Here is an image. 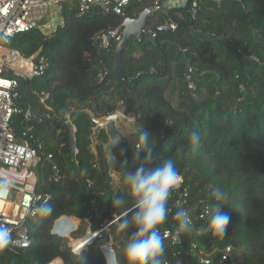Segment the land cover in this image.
Wrapping results in <instances>:
<instances>
[{"label": "trees", "instance_id": "16d2710c", "mask_svg": "<svg viewBox=\"0 0 264 264\" xmlns=\"http://www.w3.org/2000/svg\"><path fill=\"white\" fill-rule=\"evenodd\" d=\"M151 5L152 0L134 1L122 16L98 7L80 14L78 7L65 4L64 24L53 34L37 26L16 34L8 44L25 58L38 54L50 61L42 76L24 77L13 70L5 75L19 82L15 105L22 112L13 115L12 127L18 137L29 125L34 128V145H40L41 156L34 168L36 190L52 195L53 212L28 218L23 226L31 243L0 249V264H50L58 258L60 264H80L82 255L83 264H107L101 246L110 239L118 263L129 264L125 246L135 228L122 232L119 223L126 213L131 215L134 201L127 195V186L112 191L105 160L102 169L97 168L89 147L93 124L89 114L68 116L73 105L90 108L97 116L111 114L120 101L152 135L153 158L146 169L172 158L184 178L182 187L171 191L168 207L177 208L182 190L188 191L183 209L201 200L213 207L217 202L211 193L217 188L226 194L222 211L231 220L225 237L198 236L193 229L182 235L181 244L166 238V264H187L184 259L199 264L195 254H188L192 240L208 252L231 244L237 264H264V0H202L196 18L189 13L190 4L170 9L168 15L178 22L177 29L157 32L155 42L147 36L134 40L122 52L119 75L127 79L126 89L112 72L114 48H103L96 35L121 26L124 18L135 17ZM165 17L153 13L149 24L160 26ZM29 110L42 121L27 120ZM193 130L201 135L196 150L189 141ZM100 138L106 141L104 132ZM117 152L118 169L127 160L126 170L134 171L135 145L132 154L126 145ZM119 198L125 203H118ZM71 215L88 217L93 231L120 217L112 224L111 235L103 233L76 254L62 235L79 225L60 219ZM196 223L205 228L208 220ZM175 225L167 218L158 228L162 235ZM83 233V226L73 232ZM220 256L215 252L212 264H233L232 259L220 263Z\"/></svg>", "mask_w": 264, "mask_h": 264}, {"label": "built area", "instance_id": "2783aa9c", "mask_svg": "<svg viewBox=\"0 0 264 264\" xmlns=\"http://www.w3.org/2000/svg\"><path fill=\"white\" fill-rule=\"evenodd\" d=\"M134 1L144 0H0V185L7 183L9 185L6 196H0V226L7 227L12 237L11 245L14 247L28 246L30 242L28 230L24 227V222L28 218L36 219L39 215L33 210L39 204L50 201L52 195L49 193H41L36 190L37 175L34 168L41 160L39 154V147L34 145L35 140L32 136L33 126L29 125L18 137L12 127L13 115L22 112L21 109L15 105V99L18 97L17 90L19 82L17 78L5 75L7 70H15L12 61L20 57L30 62L28 70L23 73H18L24 77L42 76L46 73L50 66V61L46 56L38 55L32 59L23 57L18 51L9 48L8 44L11 39L20 32L29 31L43 22L48 20L47 25L54 23L52 19L57 18L58 25L64 24L63 10L66 2H71L79 9L80 14H85L92 11L95 7L101 8L105 11H111L115 14L124 16L126 9ZM202 0H152V14L161 12L165 14V21L160 26H169L171 30L178 27V22L168 15V11L172 8H184L190 4L189 13L192 18L198 16L201 10ZM222 2L224 0H212ZM53 15V16H52ZM45 20V21H44ZM41 27V26H40ZM44 30V29H43ZM50 35L51 33H47ZM156 36V33L154 34ZM122 38L121 26L102 30L96 35V39L100 45L106 49H113ZM141 40V39H138ZM10 54L8 56V54ZM192 69L189 68L188 72ZM121 113L126 119H137V116L131 112L127 113L124 108V102H119V108L116 110ZM28 113V112H27ZM26 113V119L29 117ZM42 121V118H38ZM49 158L52 154L48 155ZM56 168V167H55ZM11 173V177L2 175L1 171ZM179 186L175 189H180L183 185L184 178ZM89 185L93 182L88 180ZM188 196L187 190H182L181 200L177 202V208L169 207L168 218L173 220L176 225L173 228H166L162 231V235L167 233V238H171L173 243L181 244V238L184 233H178V221L175 219V213L180 210H186L192 219V230L195 229L198 233L204 226H196L197 220L206 222L208 215L206 210L211 206L201 200L198 204L191 208H181L184 198ZM200 206V207H199ZM128 212V211H127ZM117 216L113 221L103 222L95 231L75 239L72 236L67 237L68 246L76 254L91 243L96 237H101L103 233L111 235L112 224L119 219ZM198 235V234H197ZM200 236V235H198ZM113 242L110 239L107 243L101 246L102 252L113 250ZM219 251L221 253L220 263H224L232 259L233 264H237L234 258L235 247L231 244L224 248H214L208 252L199 247L197 240H192L189 243L188 254L192 253L198 258L199 264H212L213 254ZM183 249L178 250V254L182 255ZM59 259V258H58ZM50 264H60L56 261ZM183 262L188 264V260Z\"/></svg>", "mask_w": 264, "mask_h": 264}, {"label": "clouds", "instance_id": "9594fccd", "mask_svg": "<svg viewBox=\"0 0 264 264\" xmlns=\"http://www.w3.org/2000/svg\"><path fill=\"white\" fill-rule=\"evenodd\" d=\"M151 137L150 132L144 129L137 134L136 152L133 157L134 171L126 170L127 160L119 168L122 170L123 183L127 185V195L134 201V206L130 211L131 215L126 213L119 223V229L122 232H128L130 226L135 228V231L130 236L128 235L125 246V255L129 264H166L164 240L167 238V233L161 235L158 226L168 218V200L171 191L177 188L182 180L172 158L163 160L154 169H146V165L153 158ZM189 141L193 150H196L201 142L200 133L193 130ZM86 171V169L83 170L84 173ZM8 187L7 183L0 185V196L7 195ZM211 196L217 203L206 210L207 226L197 234L210 233L212 236L223 238L231 220L230 214L222 211L226 194L217 188ZM118 203L124 204L125 200L119 198ZM33 211L40 216H47L53 212V207L50 203L44 202L35 207ZM175 219L178 221V233H187L192 230V219L186 210L177 211ZM11 241L9 229L0 226V249L7 248ZM84 261L85 255H82L80 264Z\"/></svg>", "mask_w": 264, "mask_h": 264}, {"label": "water", "instance_id": "95a60500", "mask_svg": "<svg viewBox=\"0 0 264 264\" xmlns=\"http://www.w3.org/2000/svg\"><path fill=\"white\" fill-rule=\"evenodd\" d=\"M151 16L152 9L150 6H147L141 10L137 16H128L124 18L123 22L121 23L122 38L114 48L116 63L112 72L115 75L121 77L126 89L127 79L119 75L122 52L124 50H128L134 40L142 39L144 36H147L150 40L155 42V33L160 31H171L170 27L166 25H150L149 20ZM131 79H135V77H132ZM74 112H86L89 114L93 123L90 127L91 144L89 147L95 155L94 162L98 169H102L103 161L99 152V147H101L104 153L106 164L108 166L110 187L114 193H117L124 186H126L122 180V170L118 169L120 156L117 153V149L127 145L130 150H133V146L136 143L137 134L142 131V129L147 130L146 126L139 119H126L121 113L117 111L111 114L97 116L90 108L79 109L77 106L73 105L68 116L70 117V115ZM27 115L33 120H38L37 115H35V113L31 110L28 111ZM103 132L106 135V141H103L100 138Z\"/></svg>", "mask_w": 264, "mask_h": 264}, {"label": "crops", "instance_id": "0c3cea01", "mask_svg": "<svg viewBox=\"0 0 264 264\" xmlns=\"http://www.w3.org/2000/svg\"><path fill=\"white\" fill-rule=\"evenodd\" d=\"M202 36V35H201ZM138 54V53H137ZM12 66H13V68H15V69H17V66L18 67H20V69L18 70L17 69V71H24L23 70V67H22V65H18V64H12ZM46 97H48V95H46L45 97H43V98H41V101H43L44 102V100H45V98ZM119 104V103H118ZM46 107L48 108V109H50L51 107H49L48 105H46ZM29 120H31V118H29ZM76 130V128H75V126H73V131H75ZM100 148L101 147H99V152H100V154H101V156H102V161L103 160H105V158H104V153H103V150H102V148H101V151H100ZM126 148H127V150H128V152L130 153V154H132V152L134 151V146H133V150H130L129 148H128V146L126 145ZM126 151L124 150V149H121V153L124 155V158H127L128 157V155H127V153H125ZM118 153V152H117ZM120 156V155H119ZM128 159V158H127ZM106 162V161H105ZM127 186V185H126ZM92 203H96V200L94 199L93 201H92ZM60 219H66V220H74V221H76V223H79V225L78 226H76V228H74L73 230H71V231H69L67 234H62L63 236H73V237H75L76 239H78V238H82L83 236H85V235H87V234H89L90 232H92L93 231V229H92V223H91V221H90V219L88 218V217H81V216H77V215H71V216H69V217H62V218H60ZM80 226H83V228H84V233L83 234H81V235H78V236H76V235H74L73 234V232L74 231H76ZM113 242V241H112ZM109 252H110V256H111V258H112V263L113 264H119L118 263V261H117V256H116V252H115V250L113 249V250H108V254H109ZM108 254L106 253V255H107V264H109L108 262ZM58 263H61V259L59 258V259H57L56 260Z\"/></svg>", "mask_w": 264, "mask_h": 264}, {"label": "rangeland", "instance_id": "374dc122", "mask_svg": "<svg viewBox=\"0 0 264 264\" xmlns=\"http://www.w3.org/2000/svg\"><path fill=\"white\" fill-rule=\"evenodd\" d=\"M66 5H69V6H72L71 4V2H66L65 3ZM53 16V15H52ZM57 18H55V16H54V18L52 19V22L54 23L53 25L51 24V22H50V24H48L47 25V22H48V20H46V22H42L41 24H40V26H41V28H43L45 31H47V33H51V34H53L54 33V31L56 30V28H57V26H58V22H57ZM45 21V20H44ZM36 56V54H34L31 58H29V59H32V58H34ZM17 69L19 70L20 69V67H18L17 66ZM21 70V69H20ZM15 71V70H14ZM16 73H17V71H15ZM18 73H23V71L22 72H18ZM72 236V235H71ZM68 237V236H67ZM73 237V236H72ZM75 238V237H74ZM76 239V238H75Z\"/></svg>", "mask_w": 264, "mask_h": 264}, {"label": "bare ground", "instance_id": "6f19581e", "mask_svg": "<svg viewBox=\"0 0 264 264\" xmlns=\"http://www.w3.org/2000/svg\"><path fill=\"white\" fill-rule=\"evenodd\" d=\"M9 55L10 54H8V56ZM12 64L22 65L24 71L28 70L29 67H30V62L29 61H23V60L19 59L18 57H17V59L12 61ZM1 174L2 175H6L8 177H11V173H9V172H7L5 170L1 171ZM106 253L108 254V250L106 251ZM110 258H111V256H110V254H108V261H109L108 263L109 264H113L112 262H110Z\"/></svg>", "mask_w": 264, "mask_h": 264}]
</instances>
